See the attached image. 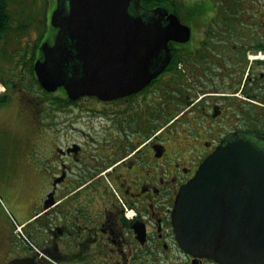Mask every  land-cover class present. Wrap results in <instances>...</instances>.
I'll use <instances>...</instances> for the list:
<instances>
[{
  "label": "flooded vegetation",
  "instance_id": "af4514ba",
  "mask_svg": "<svg viewBox=\"0 0 264 264\" xmlns=\"http://www.w3.org/2000/svg\"><path fill=\"white\" fill-rule=\"evenodd\" d=\"M31 1L0 2V52L20 56L22 43L34 65L57 36V0ZM158 6L190 38L169 42L170 62L144 88L104 100L40 87L31 99L33 204L50 219L49 251L64 264H219L179 244L177 196L226 141L264 149V0ZM20 81L6 91L24 107Z\"/></svg>",
  "mask_w": 264,
  "mask_h": 264
},
{
  "label": "water",
  "instance_id": "95a60500",
  "mask_svg": "<svg viewBox=\"0 0 264 264\" xmlns=\"http://www.w3.org/2000/svg\"><path fill=\"white\" fill-rule=\"evenodd\" d=\"M51 22L57 36L34 71L46 91L66 88L73 98L137 92L170 62L169 42L190 38L177 16L141 0H57ZM173 224L194 256L264 264V149L240 138L223 143L181 188Z\"/></svg>",
  "mask_w": 264,
  "mask_h": 264
},
{
  "label": "rangeland",
  "instance_id": "374dc122",
  "mask_svg": "<svg viewBox=\"0 0 264 264\" xmlns=\"http://www.w3.org/2000/svg\"><path fill=\"white\" fill-rule=\"evenodd\" d=\"M26 1L29 6H33L31 0ZM13 15L17 24L24 23L22 16ZM19 39L23 38L19 37ZM12 46L14 44L10 43L8 49ZM16 46L21 48L18 52L20 56L12 55L7 51L0 52V83H10V79H14L13 72H17L15 75L20 77L21 89L27 93L28 98L24 107L20 101L15 103L11 97L4 106L0 107V220L4 210L16 217V212L20 208L24 210L26 204L33 205L37 196L36 180L31 174L32 128L29 122H31V99L42 95L43 91L32 69L28 72L33 61L28 54L22 55L23 52L25 53L23 44ZM51 102L45 101V103ZM31 208L29 206V209ZM44 261L47 262L46 259Z\"/></svg>",
  "mask_w": 264,
  "mask_h": 264
},
{
  "label": "crops",
  "instance_id": "0c3cea01",
  "mask_svg": "<svg viewBox=\"0 0 264 264\" xmlns=\"http://www.w3.org/2000/svg\"><path fill=\"white\" fill-rule=\"evenodd\" d=\"M12 98L16 103L14 96ZM29 124L32 128V123L29 122ZM29 206L32 208L29 209ZM40 212L38 205L26 204L24 210L20 208L16 212L15 219L18 223L26 225V231L40 247H44L49 251L51 222L44 213ZM13 230L14 228L9 212L4 210L2 212V220H0V264H49L44 260L38 259L23 246L19 245L16 241ZM58 259L61 260V258Z\"/></svg>",
  "mask_w": 264,
  "mask_h": 264
},
{
  "label": "built area",
  "instance_id": "2783aa9c",
  "mask_svg": "<svg viewBox=\"0 0 264 264\" xmlns=\"http://www.w3.org/2000/svg\"><path fill=\"white\" fill-rule=\"evenodd\" d=\"M3 90V89H2ZM15 233L17 234V237L22 241V243L34 250L36 253H38L39 257H46L48 258L31 240L30 238L25 234L23 230V225H17ZM52 261V264H61L57 261Z\"/></svg>",
  "mask_w": 264,
  "mask_h": 264
},
{
  "label": "trees",
  "instance_id": "16d2710c",
  "mask_svg": "<svg viewBox=\"0 0 264 264\" xmlns=\"http://www.w3.org/2000/svg\"><path fill=\"white\" fill-rule=\"evenodd\" d=\"M4 0H0V2H3ZM160 2L161 0H142V4L148 8H153L155 6H158L160 5ZM2 31L4 29H1ZM8 100V96L5 95V96H2L0 97V106L4 105ZM11 264H14V263H11Z\"/></svg>",
  "mask_w": 264,
  "mask_h": 264
},
{
  "label": "bare ground",
  "instance_id": "6f19581e",
  "mask_svg": "<svg viewBox=\"0 0 264 264\" xmlns=\"http://www.w3.org/2000/svg\"><path fill=\"white\" fill-rule=\"evenodd\" d=\"M0 88H2V87L0 86Z\"/></svg>",
  "mask_w": 264,
  "mask_h": 264
}]
</instances>
